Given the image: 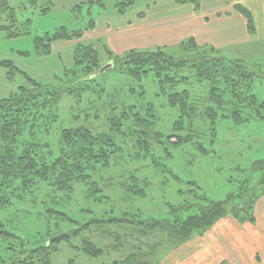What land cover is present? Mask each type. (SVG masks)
<instances>
[{
    "label": "trees",
    "instance_id": "16d2710c",
    "mask_svg": "<svg viewBox=\"0 0 264 264\" xmlns=\"http://www.w3.org/2000/svg\"><path fill=\"white\" fill-rule=\"evenodd\" d=\"M181 1L194 2L196 9L200 8L201 0ZM135 2L115 0V6L120 13H125ZM235 8L246 17L248 31L255 34L251 11L241 3ZM8 10L11 6L6 0H0V11ZM94 26L92 19L89 28ZM83 35L81 30L63 28L52 37L36 39L37 50L43 54L52 52L54 41L79 40L73 50L74 64L65 67L60 77L63 94L54 84L41 83L26 74V84L0 99V209H9L21 195L45 186L54 187L70 198L77 184H83L93 195L94 189L99 187L98 182L93 181L94 170L99 164L101 167L109 165V154L118 150L119 143L121 151L129 147L128 156L125 154L127 161L129 158L139 160L143 169L145 159H149L156 173L162 174L163 184L175 182V195L179 199L167 203V217L163 218H146L139 207L125 209L120 216L107 214L104 217H95L94 210L86 208L85 212L91 217L80 221L63 211L50 209L46 213L48 224L56 221L55 227L60 230L62 223H68L72 227L65 232L68 236L49 243L60 234L50 236L29 252L24 251L23 259H12L10 264H51V251H55V246L79 236L80 247L86 255L102 256L105 247L84 235L89 231L113 237L115 243L106 247L115 251H124L125 245L130 244L132 251L123 261L107 264H159L168 251L180 247L195 234L205 233L224 217L254 223L255 205L264 194V98L254 93L257 73L242 59L204 55L189 60L162 48L131 49L119 55L104 44L107 60L113 64L98 73L103 66L100 51L93 43L81 41ZM188 44L198 46L194 38ZM0 65L10 68V76L20 71L10 60L0 61ZM114 69L127 79V84L118 90L106 91L99 78ZM82 71L86 75L79 76ZM147 82L155 88L147 89ZM87 93L104 100L97 105L102 103L105 107V127L99 131L86 125L63 129L56 156L49 142L39 134L51 132V126L60 117L58 102L65 94L79 106ZM150 95L159 106L170 109L171 115L175 112L169 133L158 130L161 114ZM90 104L93 108L97 106L93 100ZM154 144L163 148L162 157L152 153ZM187 146H192L201 157L209 158L216 170L227 172L224 180L233 185L234 190L216 198L201 183L206 176L200 170L205 168L196 165L194 169L184 170L185 167L171 165L176 152ZM194 158L193 165L197 162V157ZM132 176L136 177L134 184L124 183L122 190L131 196L145 197L151 183L138 179L136 174ZM105 198L104 193L100 197L103 204ZM156 234L165 237L154 243L143 241ZM0 237L12 244L11 240L18 239L1 219ZM129 239L137 243L131 244Z\"/></svg>",
    "mask_w": 264,
    "mask_h": 264
},
{
    "label": "rangeland",
    "instance_id": "374dc122",
    "mask_svg": "<svg viewBox=\"0 0 264 264\" xmlns=\"http://www.w3.org/2000/svg\"><path fill=\"white\" fill-rule=\"evenodd\" d=\"M257 1L259 0L254 2ZM6 3L11 6V10L6 13L0 11V61L10 60L20 71H16L14 75L10 76V68L0 65V99L17 92L19 86L26 84V74L40 80L41 83L54 84L57 87L56 89L63 94L64 90L60 89L63 85L59 83L60 77L65 67H71L74 64L73 50L79 40L54 41L52 52L43 54L37 50V38L44 37L47 39V35L52 37L57 30L63 28L68 31L81 30L84 32V35L80 38L81 41L93 43L100 51L101 65H106L109 60H107L103 44L110 49L112 46L106 44V36L102 42L95 36L98 27L101 29L103 25L113 27L127 24L133 16L154 12L157 8L161 9L162 6L164 10L169 8L172 10L173 7L184 8L185 5H188L181 0H136L125 13H120L115 6V0H6ZM214 3L215 0H210L209 6ZM11 12L12 15L10 16ZM13 18L14 22H12ZM92 19H94L96 25L89 28ZM163 19L166 18L163 17ZM163 19H157L158 21H149V19L143 25L148 29H158L162 26V23L157 26L156 24ZM255 25L256 35H252L249 41L243 43H220L214 37H211V39L205 41V44H198L197 47H193L188 44L193 35L187 32L183 35L186 37L181 38L179 41H171L172 43L166 42L167 44L162 47H144L146 45L153 46L156 41L153 35L152 37L148 36L145 41L138 39L134 41V44L149 50L162 48L174 56L189 60H195L204 55L242 59L249 69L257 73L254 93L260 98H264V13L259 8L255 10ZM223 30L224 27L221 31ZM233 31L236 32L237 30L234 29ZM222 39L225 40V38ZM82 75L86 74L82 71L79 76ZM99 80L100 83L102 80L105 88H107L106 91L118 90L119 87H125L127 84V79L116 69L104 73ZM146 85L147 89L155 88L151 82H147ZM85 96L78 106L70 95L65 94L58 102L57 111L60 117L51 126V132L46 134V131H43L39 134V137L42 136L43 140L49 142L56 156L60 151V137L63 129L86 125L99 131L105 127L106 117L103 109L105 107L102 106V103L99 106L97 105V102H103L104 100H101L98 96H91L90 93ZM149 98L157 104L154 96L150 95ZM91 100L96 103L95 108L90 104ZM158 107L161 120L158 121L157 128L160 131L169 133L173 128L175 112L171 115L170 109L159 105ZM153 148L152 153L156 157L164 155L163 148L160 145L154 144ZM127 150L124 148L121 151L119 143L118 150L109 154V165L101 167L102 165L99 164L96 167L93 181H97L99 187L94 189L93 195L88 193V187L83 184H77L76 190L70 198L54 187L45 186L36 192L21 195V199H15L13 206L9 209H0V219L7 222L8 227L18 237V239L11 240L14 244L10 241H3L0 237V259L3 261V263L0 261V264H10L9 261L12 259H23L25 257L24 251L29 252L39 243L48 240L50 236L65 233L72 229L68 223H62L61 228L59 227L60 230L55 227L56 221H51L48 224L46 213L50 209L63 211L80 221L91 217L89 213L85 212L86 208L94 210L95 217H104L107 214L120 216L125 209L136 207L142 210L146 218L152 216L167 217V203L178 202L179 199L175 195L176 183L170 181L171 183L163 184L162 174L156 173V169L151 166V160L149 161V159H145L143 169L141 161L132 158L128 159L130 162L127 161V158H125ZM138 157L140 156L136 158ZM194 157H197V162L193 165L192 161H196ZM209 160V158L201 157L192 146H187L176 152V158L171 162V165L185 167L184 170L194 169L196 165L202 169L205 168L200 170L206 176V178H203V182L201 181L205 184L204 188L208 189L210 194H214L216 198L225 197L227 192L234 190V186H230L227 180H224L227 172L216 170V167L212 166ZM132 172L136 174L138 179H147L151 183L150 187H146V196L143 198L136 194L131 196V194L122 190V184L125 183L130 186L134 184L136 177L132 176ZM221 172L223 173L219 174ZM101 187L104 188V191ZM141 187H145V185H141ZM103 192L107 195L104 204L102 203L104 200L101 201L100 199L102 194L104 195ZM192 212L194 211L191 210ZM84 235L92 237L101 247H105V253L99 257L88 256L80 247V236L72 237L68 241L59 242L55 246V251H51V264H107L123 261L132 251L130 244L125 245L124 251L107 248V245L115 243L114 238L104 237L97 231L94 233L85 232ZM164 237L163 234H156L148 240L143 238V241L154 243L163 240ZM128 241L131 244L137 243L132 239ZM11 246L12 248H10ZM189 250L190 248L187 247L181 252H172V256L178 258L174 259L175 263L181 264L180 258H183L185 253L190 252ZM165 264H172V260L165 262Z\"/></svg>",
    "mask_w": 264,
    "mask_h": 264
},
{
    "label": "crops",
    "instance_id": "0c3cea01",
    "mask_svg": "<svg viewBox=\"0 0 264 264\" xmlns=\"http://www.w3.org/2000/svg\"><path fill=\"white\" fill-rule=\"evenodd\" d=\"M209 1L201 0L199 9H196L195 3L191 1H183L189 5H185L184 8L173 7L172 10L170 8L164 10L162 6L154 12L133 16L127 24L113 27L103 25L101 29L98 27L95 36L101 42L106 36V44L109 46L111 44V50L119 55L126 54L131 49L149 50L143 48L162 47L167 44L166 42L181 40L186 37L183 35L187 32L193 35L192 37L198 44H205V41L211 37L226 44L249 41L254 34L248 31L247 19L235 8V5L238 3L245 5L255 19L257 8L264 13V0L257 2H254L255 0L244 2L242 0H215V3L210 6ZM157 19H163L156 24L157 26L162 23L158 29H148L143 25L147 20L156 21ZM222 27H224L223 31H221ZM234 29L237 31H233ZM152 35L156 40L153 46L142 47L134 44V41L138 39L145 41L148 36L152 37ZM255 216L254 223L248 221L241 223L232 216L224 217L205 233L195 234L180 247L168 251L161 262L164 258L166 259L159 264H165L169 260H172V264H176L174 259L178 258L172 256V252H181L187 247L190 248V252L180 258L181 264H264V194L255 205Z\"/></svg>",
    "mask_w": 264,
    "mask_h": 264
},
{
    "label": "water",
    "instance_id": "95a60500",
    "mask_svg": "<svg viewBox=\"0 0 264 264\" xmlns=\"http://www.w3.org/2000/svg\"><path fill=\"white\" fill-rule=\"evenodd\" d=\"M112 64H113V61H109L108 63H106V65H103V66L100 68V70L98 71V73H102V72L106 71L110 66H112ZM98 73H97V74H98ZM66 236H68V234H66V233H62V234H60V235H58V236H55V237H53L52 239H50L49 243H51V242H53V241H55V240L62 239V238H64V237H66Z\"/></svg>",
    "mask_w": 264,
    "mask_h": 264
}]
</instances>
